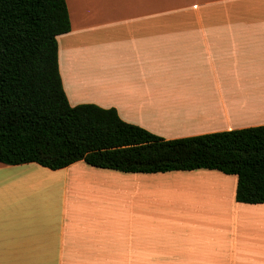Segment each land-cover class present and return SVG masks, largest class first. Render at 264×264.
<instances>
[{"label":"crops","instance_id":"1","mask_svg":"<svg viewBox=\"0 0 264 264\" xmlns=\"http://www.w3.org/2000/svg\"><path fill=\"white\" fill-rule=\"evenodd\" d=\"M71 105L165 139L264 124V0H65ZM236 175L0 163V264H264Z\"/></svg>","mask_w":264,"mask_h":264},{"label":"trees","instance_id":"2","mask_svg":"<svg viewBox=\"0 0 264 264\" xmlns=\"http://www.w3.org/2000/svg\"><path fill=\"white\" fill-rule=\"evenodd\" d=\"M69 30L65 0H0V163L216 169L236 175V201L264 203V124L165 139L124 121L114 107L71 105L56 39Z\"/></svg>","mask_w":264,"mask_h":264}]
</instances>
